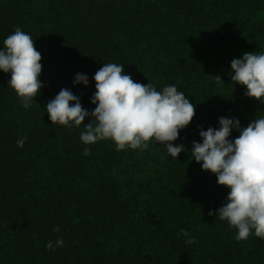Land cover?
I'll list each match as a JSON object with an SVG mask.
<instances>
[{
    "label": "trees",
    "instance_id": "obj_1",
    "mask_svg": "<svg viewBox=\"0 0 264 264\" xmlns=\"http://www.w3.org/2000/svg\"><path fill=\"white\" fill-rule=\"evenodd\" d=\"M16 27L41 53L42 86L25 108L0 72V264H264V238L237 240L208 215L228 189L190 153L172 158L154 140L85 145L83 124H52L44 112L61 88L91 111L92 76L112 62L158 91L175 84L195 105L174 145L189 149L221 116L246 127L264 101L232 85L229 62L264 51V0H0V47ZM76 73L87 86H73ZM57 237L63 246L46 249Z\"/></svg>",
    "mask_w": 264,
    "mask_h": 264
},
{
    "label": "clouds",
    "instance_id": "obj_2",
    "mask_svg": "<svg viewBox=\"0 0 264 264\" xmlns=\"http://www.w3.org/2000/svg\"><path fill=\"white\" fill-rule=\"evenodd\" d=\"M0 47V72L8 73L7 85L27 108L39 94L42 82L38 79L42 65L41 53L34 47L32 37L16 27L7 35ZM229 79L243 86V95L264 101V51L244 52L229 62ZM217 83H224L219 75ZM94 92L89 102L95 107L84 109L80 97L70 89L61 88L44 105L52 124L77 127L83 124L79 139L85 144L99 140H111L117 150L147 148L154 140L163 144L170 157L181 151L190 153V159L201 170L215 175L217 185L228 189L224 202L209 216L226 221L236 229V239L249 235L264 238V116L252 119L241 126L235 117L217 118V126L198 129L199 142L192 141L189 149L183 144H173L179 131L184 129L194 116L195 105L188 96L178 91L175 84L156 90L150 83L134 81L124 73L123 64L103 63L93 74ZM73 86H87L88 77L76 73ZM88 117L87 123H82ZM235 130L239 134L230 138ZM26 137L16 141L22 147ZM89 155V149H83ZM53 231H59L54 227ZM180 234L188 236L184 230ZM189 237L186 243H194ZM63 238L48 240L45 248L55 250L63 246Z\"/></svg>",
    "mask_w": 264,
    "mask_h": 264
}]
</instances>
